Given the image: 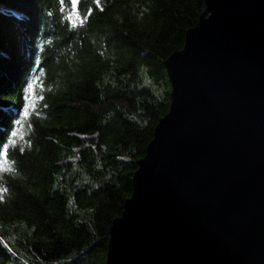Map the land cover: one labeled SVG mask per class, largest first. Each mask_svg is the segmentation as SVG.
<instances>
[{
    "label": "trees",
    "instance_id": "obj_1",
    "mask_svg": "<svg viewBox=\"0 0 264 264\" xmlns=\"http://www.w3.org/2000/svg\"><path fill=\"white\" fill-rule=\"evenodd\" d=\"M203 10L0 0V264H105L108 229L169 108L163 62Z\"/></svg>",
    "mask_w": 264,
    "mask_h": 264
},
{
    "label": "water",
    "instance_id": "obj_2",
    "mask_svg": "<svg viewBox=\"0 0 264 264\" xmlns=\"http://www.w3.org/2000/svg\"><path fill=\"white\" fill-rule=\"evenodd\" d=\"M203 2L105 264H264V0Z\"/></svg>",
    "mask_w": 264,
    "mask_h": 264
},
{
    "label": "snow or ice",
    "instance_id": "obj_3",
    "mask_svg": "<svg viewBox=\"0 0 264 264\" xmlns=\"http://www.w3.org/2000/svg\"><path fill=\"white\" fill-rule=\"evenodd\" d=\"M25 115H27V112L25 113ZM13 135H15V133ZM0 198H2V197H0Z\"/></svg>",
    "mask_w": 264,
    "mask_h": 264
}]
</instances>
